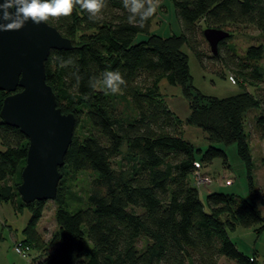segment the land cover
<instances>
[{"label": "trees", "instance_id": "1", "mask_svg": "<svg viewBox=\"0 0 264 264\" xmlns=\"http://www.w3.org/2000/svg\"><path fill=\"white\" fill-rule=\"evenodd\" d=\"M172 1L184 32L152 35L140 42L135 39L150 32L156 10L143 26L129 23L123 0H104L98 18L91 20L74 0L72 13L46 20L74 45L72 50L51 51L46 74L58 107L76 117L54 200L58 229L48 245L37 228L47 202L26 204L18 192L29 140L0 118V201L12 203L15 210H31L22 243L44 252L37 264H219L221 258L236 264L260 263L257 255L237 248L229 231L256 225H261L258 233L264 230L243 125L244 112L260 106L255 129L264 138V90L255 99L243 83L262 80L258 62L264 58V47L251 46L239 57L227 47L230 33L218 53L208 56L243 80L241 94L218 99L194 88L181 45L187 43L206 63L199 41L202 22L204 29L253 25L264 35V0ZM106 69L118 70L123 77L116 92L102 84L92 87L102 81ZM164 79L184 86L193 110L188 122L167 105L160 90ZM7 95L0 90V111ZM198 96L209 105L200 109ZM121 100L131 102L130 116L117 107ZM186 124L205 130L209 142L205 151L184 139ZM228 142L238 143L247 195L211 193L207 210L189 177L216 158L227 164V153L216 144ZM81 173L90 178L84 201L71 188ZM75 201L81 205L74 207Z\"/></svg>", "mask_w": 264, "mask_h": 264}, {"label": "rangeland", "instance_id": "2", "mask_svg": "<svg viewBox=\"0 0 264 264\" xmlns=\"http://www.w3.org/2000/svg\"><path fill=\"white\" fill-rule=\"evenodd\" d=\"M154 3L156 5V17L152 22L150 32L139 34L135 42L148 40L152 35L169 37L171 35H181L184 32L172 0H154ZM201 26L200 50L207 55L204 57L206 63H202L187 43L181 45V50L188 57L194 88L210 98L228 99L238 96L245 90L240 84L243 81L242 78H239L234 71L225 67L220 61L208 57L212 55V52L203 34L206 25L202 22ZM221 29L232 34V38L227 41V47L239 57L245 56L251 46L264 47V35L253 25L230 24L223 26ZM227 53L228 51L223 48V56H226ZM258 66L263 76L262 80L243 81L245 88L255 96V99L264 90V58L258 62ZM160 90L169 108L184 122H188L192 117L193 110L190 106V100L185 96L184 86L181 83L171 85L164 79L160 83ZM195 96L197 95L195 94ZM202 104L209 105V101H204L200 96L196 97V105L200 109ZM117 107L128 116L133 113L132 104L129 100L118 101ZM261 113L262 108L260 106L246 110L243 125L246 134L244 144L247 148L246 152L249 153L252 159L255 185L260 194L257 203L264 218V138H261L255 129V121ZM183 137L203 151L209 147L207 133L202 127L186 124L183 127ZM216 146L225 150L228 163L225 164L222 158H216L211 164L203 166V170L200 172L202 175L210 177L211 184L197 186L195 183L196 176L194 178L192 175L189 177L190 184L198 189L200 198L207 210V196L211 193L222 192L246 196L248 190L246 167L240 158L238 143L228 142L216 144ZM0 148H2L1 142ZM88 176L81 173L78 180L73 185L71 184L73 192L83 201L86 199V193L90 188V178ZM73 203L74 207L81 205L78 201ZM57 208L58 205L54 201L47 202L43 216L38 223L37 228L43 244L48 245L58 229L56 221ZM31 216V210L28 208L15 210L12 203L0 201V264H37L40 260L38 258L43 256L42 253L44 252L35 247L28 258H23L15 252L16 244L26 239L24 230ZM260 227L261 225L249 228L238 226L235 230L229 231V235L241 252L246 255H257L260 258L259 264H264V230L258 233ZM219 264L236 263L221 258Z\"/></svg>", "mask_w": 264, "mask_h": 264}, {"label": "water", "instance_id": "3", "mask_svg": "<svg viewBox=\"0 0 264 264\" xmlns=\"http://www.w3.org/2000/svg\"><path fill=\"white\" fill-rule=\"evenodd\" d=\"M212 54L230 32L203 31ZM71 39L46 21H27L18 29L0 30V90L8 93L0 111L2 121L29 140L26 165L18 192L24 203L54 201L76 130L73 113H63L47 83L46 62L53 50H72Z\"/></svg>", "mask_w": 264, "mask_h": 264}, {"label": "clouds", "instance_id": "4", "mask_svg": "<svg viewBox=\"0 0 264 264\" xmlns=\"http://www.w3.org/2000/svg\"><path fill=\"white\" fill-rule=\"evenodd\" d=\"M75 3L87 11L90 20L98 18L104 7V0H75ZM73 6L74 0H0V30L18 29L29 20L40 23L50 16H67ZM123 6L129 13V23L141 26L156 10L154 0H123ZM121 83L123 77L118 70L106 69L102 81L93 83L92 87L102 84L105 90L116 92Z\"/></svg>", "mask_w": 264, "mask_h": 264}, {"label": "built area", "instance_id": "5", "mask_svg": "<svg viewBox=\"0 0 264 264\" xmlns=\"http://www.w3.org/2000/svg\"><path fill=\"white\" fill-rule=\"evenodd\" d=\"M198 168L200 167L199 165H197ZM200 169V168H199ZM195 180H196V184L198 186L201 185H207L209 184V182L211 183L210 177L209 176H204L201 174L200 170H198L195 173ZM15 252L17 254H19L20 256H22L23 258H28L31 256L32 253V248L29 245H25L22 242H19L18 244H16L15 246ZM258 261H260V258H257Z\"/></svg>", "mask_w": 264, "mask_h": 264}]
</instances>
